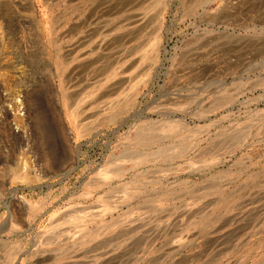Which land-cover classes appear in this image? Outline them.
<instances>
[{"label": "rangeland", "instance_id": "obj_1", "mask_svg": "<svg viewBox=\"0 0 264 264\" xmlns=\"http://www.w3.org/2000/svg\"><path fill=\"white\" fill-rule=\"evenodd\" d=\"M0 264H264V0H0Z\"/></svg>", "mask_w": 264, "mask_h": 264}, {"label": "bare ground", "instance_id": "obj_2", "mask_svg": "<svg viewBox=\"0 0 264 264\" xmlns=\"http://www.w3.org/2000/svg\"><path fill=\"white\" fill-rule=\"evenodd\" d=\"M2 100H3V98H2Z\"/></svg>", "mask_w": 264, "mask_h": 264}]
</instances>
